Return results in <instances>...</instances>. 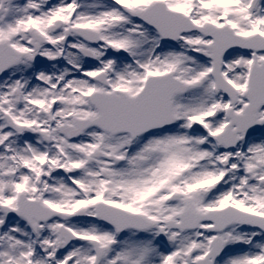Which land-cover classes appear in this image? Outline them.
I'll return each instance as SVG.
<instances>
[{
    "label": "rangeland",
    "instance_id": "obj_1",
    "mask_svg": "<svg viewBox=\"0 0 264 264\" xmlns=\"http://www.w3.org/2000/svg\"><path fill=\"white\" fill-rule=\"evenodd\" d=\"M253 1L11 0L7 3L0 13V42L6 40L19 50L29 51L27 30L33 27L49 43L43 46L37 64L19 65L0 81V201L16 206L21 185L35 183V178L23 170V164H29L31 169H39L37 178L42 177L41 188L33 185L30 195L63 211L86 207L93 215L94 203L103 200L145 213L157 221L177 219L188 203L202 212L233 206L264 216V108L258 113L262 123L255 135L234 148L220 147L216 137L229 123L227 110L231 102L215 90L208 56L212 40L193 32L183 35L176 46L168 45L147 21L138 20L146 15L144 12L156 14L165 2L167 9L174 12L169 15L179 24L191 19L194 25L209 23L227 32L233 28L244 37L264 36V0L255 4ZM156 16H151V22L159 25ZM57 21L62 22L61 27L51 32L50 27ZM78 27L97 31L102 43L92 45L74 32L64 42L66 28ZM97 37L89 38L99 41ZM109 45L124 54L112 55ZM81 47L92 49L97 62L87 60L78 51ZM200 50L203 55L197 53ZM263 59L264 52L240 50L230 51L224 57L223 75L240 95L235 105L237 113H242L247 105L242 94L248 89L252 64ZM102 73L110 87L93 80ZM166 73H173L190 86L173 99L176 120L168 133L163 135L154 130L159 135L150 136L146 142L142 140L145 134L132 140L129 134L110 136L98 128L87 130L73 141L60 133L58 128L73 125L75 118L98 117L87 99L91 93H112L119 89L136 95L150 76ZM33 76L40 84V81H49L54 86L60 83L61 89L66 90L67 94L56 101L57 109L49 117L40 110L44 108L48 114L49 104L58 97H52V103L47 105L45 100L27 94L22 106L27 113L19 114L13 98L6 92L8 82L9 88L17 82L25 87ZM5 113L22 125V137L8 128ZM196 123L203 124L205 130L195 129ZM30 124H35V129L25 128ZM39 132L47 134L49 141ZM33 140L36 142L32 143ZM94 148L115 156L117 162L104 159L97 167L86 165L83 160L79 174L59 175L61 167H80L77 151L91 152ZM44 163L46 168L42 167ZM134 164L140 167L134 169ZM50 166L55 173L44 180ZM201 188L209 190L206 197L199 194ZM175 193L180 195L178 202L171 199ZM61 225L80 237L65 250L58 246L57 229ZM202 225V230L183 233L171 230L160 238L162 224L161 229L119 235L97 220L56 218L41 224L34 233L26 220L8 221L0 211V264H94L92 239L103 249L100 264H194L208 253V246L216 236L209 229L212 223ZM247 228L236 225L218 233L227 248L215 264H264V235ZM237 249L245 252L235 253Z\"/></svg>",
    "mask_w": 264,
    "mask_h": 264
},
{
    "label": "water",
    "instance_id": "obj_2",
    "mask_svg": "<svg viewBox=\"0 0 264 264\" xmlns=\"http://www.w3.org/2000/svg\"><path fill=\"white\" fill-rule=\"evenodd\" d=\"M5 2L6 0H3L2 7ZM256 2L257 0L255 3ZM161 4L162 9L158 7V13H156V19L160 21L159 25L151 22V16L156 15L154 13H152L153 15H148L147 12H144L146 15L142 17V19L157 27L163 35L171 37L173 40H175L176 37H178L181 33L190 31H199L205 36L213 38L214 42L209 45V48L212 53L211 58L214 62V77L217 82V89L223 90L227 96L232 98L233 103H235L237 101V92L223 77L221 72L223 56L226 52L232 50L233 48L254 50L256 52L264 51V37L256 35L250 38H243L235 35L233 30L230 28L227 32L225 31V28L220 29L212 24L199 27L191 23L190 20H187V22L184 24H179L175 18L169 15L173 14L174 12L167 10L165 5L163 3ZM150 10L151 7L149 8V11ZM170 19L174 20L167 22V20ZM30 34L33 37L32 44L35 48V54H37L40 50L43 38L33 29L30 30ZM37 37L42 38L38 43L35 42ZM94 42L97 43L98 41ZM114 51L115 53H120V50L114 49ZM23 55H25V53H21L14 49L9 42H0V79L4 76L8 69L14 65H17L22 60ZM169 77L173 78L172 75ZM160 80H149L146 88L135 98H131L123 92H119L120 96H116L115 94L93 95L91 97V102L95 107H97V109H99L100 117L94 121H78L77 124H79V128L77 131L67 129H62V131L70 138H74L88 127L97 126L111 134L128 132L133 136H137L144 131L169 125L173 121L171 112L172 97L175 93L186 91L188 86L184 83L176 81L181 87L179 89L175 88V90L170 92V90H168L167 83L164 82L165 79L161 78ZM153 82L157 83L154 88V84H152ZM149 85L152 87L150 91L148 90ZM250 86L251 89L245 96L250 101V105L245 109V114L240 116L245 117V123L242 125L241 121L238 122L237 116L232 115V122L228 127V131L231 129L233 124H238L237 131L243 132L244 135L248 136L260 128L259 123L256 122V116L258 110L264 106V61L260 66H258L256 63L254 64L250 76ZM231 111L232 110H230V112ZM251 123H254V125L247 127ZM9 124L14 127L15 130L20 132V129L17 126L11 124V122H9ZM238 140H235L232 144H230V146H234ZM0 208L4 212H7L10 217H26L35 227V229L38 228L39 222L43 220L48 221L57 215L61 214L63 217H76L80 216L83 212V210L77 214H64L54 211L48 212L46 211L48 209L43 207L41 202L25 203L23 201L21 203L20 209L18 210H10L1 204ZM96 209L97 216L100 217L102 221L113 224L118 232H123L129 228L134 230H147L156 226L153 221H150L145 216L119 211L112 206L100 204L96 207ZM195 214L196 213L192 208H186L179 216L180 219H182V223L174 224L173 222H170L168 224V228L171 229L175 227L184 231L186 229H195L200 222L209 221L214 224L212 228L213 231L222 232L233 224H251L253 226H257L255 224L256 221H260V223L264 224L263 217L252 215L250 213H244L235 208L228 207L225 210H214L208 212L205 215L199 214L201 218H199L195 224L187 225L190 217H193ZM251 218H253L254 222L251 220ZM259 227L264 229V225ZM63 233H67L68 237H64ZM59 236L61 238L62 248L69 246L75 238V236L71 234V232L65 230L64 227L60 228ZM218 241H220L219 238L215 239L213 244L216 245ZM95 246L98 255V261L96 262L97 264L102 257V251L97 248V245ZM221 250L222 246L220 245L217 251L213 250L205 260L200 262V264H213L215 258L221 254ZM209 257H212V261H209Z\"/></svg>",
    "mask_w": 264,
    "mask_h": 264
},
{
    "label": "flooded vegetation",
    "instance_id": "obj_3",
    "mask_svg": "<svg viewBox=\"0 0 264 264\" xmlns=\"http://www.w3.org/2000/svg\"><path fill=\"white\" fill-rule=\"evenodd\" d=\"M94 81H97L96 77H94L93 79ZM42 82L41 84L39 83V80L37 81H33L32 83L29 82L28 86H23L22 83L18 82L16 84V88L19 89L20 91V102L15 104L17 105L16 110L18 111L19 114H26L27 112L23 110V102L26 98H28L27 94H30V96L33 98L35 96V99L37 100H45L44 102L48 105L49 103H52V101L50 102V99L52 97H58L55 99H59L65 96L66 91L61 89L60 87V83L56 84V86H54L53 84H51V82H45V81H40ZM38 83V86H36V84ZM9 82L6 84V92L14 99V89L9 88ZM27 96V97H26ZM15 100V99H14ZM56 105L57 103H52L49 104L50 107V111L47 114L46 110L44 108H42L40 110L41 114L43 116H47L48 117L51 115V113H53L56 109ZM14 110V109H13ZM14 113V112H13ZM28 130L31 129H35V124H30L29 126L26 127ZM40 131V130H39ZM43 137H46V139L48 138V136H45L42 132H39ZM36 142L35 140H33L32 143ZM97 148H94L91 152H86L85 150L82 151H77V157L76 159L78 160L79 164L78 166H80L78 169L77 168H72V167H67L68 172L67 174L64 173L62 170L59 169V173H64V175L66 177H69L71 174L72 175H77L79 174L82 169H83V160L85 161L86 165H92L94 164V166H100L101 163H103L102 161L105 159L103 157L101 158H93L91 157V153L96 150ZM101 151H103L101 148L99 149ZM27 153V152H26ZM29 155H33L32 152H29ZM34 163H32L31 165H33ZM24 167V166H23ZM42 167H45V164L42 165ZM24 171L29 172V174L32 176V178H35V183H31V182H25L24 184H22L20 187V189L18 190V192H22V191H26L27 194L32 190L33 185H37L39 188H41L42 186V177H38L37 175L39 173V169L38 170H33L31 169V166H29L28 168H23ZM55 171L53 170V168H50L49 173H44L43 178L44 180H49L51 178V175L54 174ZM51 174V175H50ZM108 175V174H107ZM109 176V175H108ZM12 186H14L13 183H10ZM29 195V194H28Z\"/></svg>",
    "mask_w": 264,
    "mask_h": 264
},
{
    "label": "bare ground",
    "instance_id": "obj_4",
    "mask_svg": "<svg viewBox=\"0 0 264 264\" xmlns=\"http://www.w3.org/2000/svg\"><path fill=\"white\" fill-rule=\"evenodd\" d=\"M70 60H71V57H70ZM167 133V131H161L159 134H166ZM158 133H148V135L146 136V138L144 137L142 140L144 141V142H146L147 140V138H149L150 136H157V135H159ZM129 137H130V139H132V140H137V139H133L130 135H128ZM137 167H140V166H137V164H134V169H136ZM240 252H245V251H240ZM236 253H239V252H236Z\"/></svg>",
    "mask_w": 264,
    "mask_h": 264
}]
</instances>
